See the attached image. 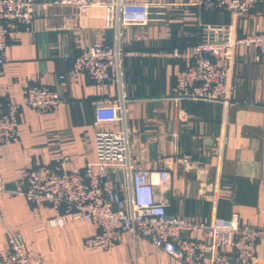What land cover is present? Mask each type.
I'll use <instances>...</instances> for the list:
<instances>
[{
  "label": "crops",
  "instance_id": "0c3cea01",
  "mask_svg": "<svg viewBox=\"0 0 264 264\" xmlns=\"http://www.w3.org/2000/svg\"><path fill=\"white\" fill-rule=\"evenodd\" d=\"M40 1V0H39ZM109 0L87 7L42 3L29 26H17L6 46L9 62L0 66V103L22 104L18 141L0 144V175L7 190L25 188L28 170L66 160L69 168L98 170L94 142V103L126 95L124 125L130 131L132 158L166 182L156 190L166 212L192 221L237 214L241 223L264 228V62L254 48L237 47L231 70L234 89L227 104L170 98L175 73L191 63L190 48L199 25L233 24L237 34L264 28V2L233 17L201 0H130L159 3L146 25L120 26L123 50L121 85L96 83L74 72L73 58L97 40L116 41L107 18ZM174 49L179 55L174 56ZM54 91L53 112L23 105L30 85ZM120 127V124H116ZM188 156L184 166L180 159ZM46 204H30L18 193H0V250L6 230L21 232L26 248L43 254L41 264H182L149 240L122 233L108 249L88 248L84 239L97 231L89 221L60 220ZM189 236L205 238L190 232ZM264 264V236L257 243Z\"/></svg>",
  "mask_w": 264,
  "mask_h": 264
},
{
  "label": "built area",
  "instance_id": "2783aa9c",
  "mask_svg": "<svg viewBox=\"0 0 264 264\" xmlns=\"http://www.w3.org/2000/svg\"><path fill=\"white\" fill-rule=\"evenodd\" d=\"M87 7L91 0H0V66L9 62L6 46L17 26H29L42 3ZM264 0H201L197 5L212 7L242 16ZM157 3L109 0L107 18L117 30L116 41L97 40L73 58L74 72L85 73L96 83L121 85L123 50L120 26L146 25ZM198 40L190 48L191 63L175 73L170 98L180 107L183 101H208L227 104L234 84L231 70L237 47L254 48L256 60L264 62V28L237 34L233 24L198 22ZM174 56L178 50L174 49ZM122 92V91H121ZM94 103V142L98 170L69 168L59 164L32 166L25 188L7 190L0 175V193L22 195L30 204H46L55 211L51 221L82 219L97 231L87 236L88 248L108 249L122 233L149 240L182 264H252L257 258V243L264 228L241 223L237 214L214 217L209 222L192 221L166 212L167 203L156 187L166 182L165 167L154 172L132 158L130 131L124 125L126 95ZM59 98L44 85H30L23 105L39 112H53ZM22 104L7 100L0 103V144L19 140L18 123ZM120 124V127H116ZM188 156L180 161L189 164ZM197 232L205 238L189 236ZM7 247L0 250V264H41L43 254L27 250L21 232L7 227Z\"/></svg>",
  "mask_w": 264,
  "mask_h": 264
}]
</instances>
